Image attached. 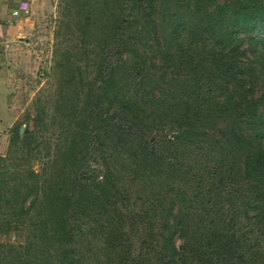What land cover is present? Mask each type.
<instances>
[{
  "label": "trees",
  "instance_id": "obj_1",
  "mask_svg": "<svg viewBox=\"0 0 264 264\" xmlns=\"http://www.w3.org/2000/svg\"><path fill=\"white\" fill-rule=\"evenodd\" d=\"M74 1L92 14L85 26L93 38L97 29L106 48L116 42V60L102 51L74 130L78 142L63 155L65 171L44 185L40 198L39 175L31 171L34 181L10 185L7 176L14 180V174L0 168V199L16 217L43 199V239L53 233L58 264L90 262L79 256V250L90 254L89 245L78 244L72 221L82 228L79 218L99 223L110 264H264V93L255 89L257 67L241 60L246 41L264 42V0L220 6L219 0H165L176 8L164 33L155 20L158 0ZM197 21L209 28L197 41L210 51L207 61L172 43L183 29L198 32ZM32 137L15 127L10 148L28 147ZM95 145L106 154L101 180L88 175ZM5 158L0 155V165ZM115 159L120 170L112 168ZM134 191L152 195L145 193L149 197L136 208ZM32 195L34 205L26 209ZM128 222L143 246L135 257ZM0 228L12 230V222Z\"/></svg>",
  "mask_w": 264,
  "mask_h": 264
},
{
  "label": "rangeland",
  "instance_id": "obj_2",
  "mask_svg": "<svg viewBox=\"0 0 264 264\" xmlns=\"http://www.w3.org/2000/svg\"><path fill=\"white\" fill-rule=\"evenodd\" d=\"M27 1L30 3L29 11L15 24L23 32L20 35L22 40H16L6 47L0 61V71L4 72L3 80L9 89V105L14 116L10 129L5 133L7 147L5 152L0 154L6 157L7 161L2 162L0 168L14 174V180L7 176V183L10 185L22 180L27 181V178L29 181H34L35 179L27 174L31 171L35 172L39 175L36 184L40 182L38 190H40L41 198L44 185L52 182L55 177L65 171L62 160L65 150L70 143L78 142L74 130L78 128L83 118L89 85L97 75L98 66L104 58L102 51L107 45L103 41V34L97 29L94 31V38L88 31L85 26L86 19L92 14L81 12V3L74 0ZM158 1L160 10L155 15V20L161 28V33H164L174 18L171 13L175 12L173 8L176 7L165 3V0ZM224 2L225 0H219L217 5L220 6ZM216 6L210 10L215 11ZM180 10L185 12L184 7ZM187 22V26L192 25V21ZM196 26H199L198 21ZM206 30L208 31L209 28L198 27L199 34L195 30L189 31V28L183 29L180 31L181 35H178L176 41L172 43L175 47L178 45L183 48L190 57L196 58L202 55L201 59L207 61L211 58L210 51L207 50L205 53L204 48L197 42L202 37H206ZM104 31L108 32V28ZM86 33L88 38L84 39ZM260 37L264 38V33H261ZM139 47L141 52H147L146 46ZM243 49L245 51L241 58L242 62L257 67L255 89L259 96L264 93V42L255 38L253 43L249 44L246 41ZM106 50L107 58L116 60V42ZM109 52L112 58L108 57ZM131 61L133 63V59ZM186 62H191L190 58H186ZM71 73L75 75L74 83L69 82L72 81ZM168 126L166 125L165 128ZM15 127L24 129L23 135L27 130L33 134L30 146L10 148V138ZM157 139L158 136L150 138L153 146L157 144ZM96 148L97 145L90 147L92 151L89 156L91 161L88 163V175L94 178L97 176L96 178L101 180L106 171L103 167V157H106V154ZM190 159L193 161L196 156ZM111 165L115 171L121 169L116 159ZM127 185L134 186L128 182ZM3 187L4 181L0 179V196L3 193L1 189ZM137 187L139 185L133 189L136 191ZM6 192L4 190V194ZM142 192V194L135 192L133 202L137 203L136 208L142 207L144 205L142 202L149 197L145 193L151 194L149 191ZM8 194L11 195V193ZM140 196H142L141 201H137L136 198ZM35 198L34 195L29 196L25 204L26 209L34 205L32 202ZM42 200L37 201L23 217H16L13 210L0 199V227H3L4 222L10 221L13 226V229L8 232L0 228V264H18L20 257V260L23 259L25 262L22 264L37 262L58 264L57 244L54 243L53 233L48 235L47 241L43 239V225L47 223L43 217L47 213L45 212L46 204L45 202L43 204ZM179 208L181 205H177L176 211ZM79 219L82 220V228L77 226V220L76 223L72 221L75 224L77 239L80 241L78 244L89 245L90 251V254H83L79 250V256L83 258L88 256L89 264H110L101 251L102 243L106 242V234L103 229H100L99 223H94L88 218ZM128 224L129 222L125 225ZM132 228L129 224L126 226V232L131 236L134 244L133 254L130 256L135 257L143 251V246L140 238L132 234ZM41 229L43 230L40 231ZM176 242L178 246H181L183 241L177 237ZM114 259L118 261L117 258ZM111 264L114 263L111 262Z\"/></svg>",
  "mask_w": 264,
  "mask_h": 264
},
{
  "label": "crops",
  "instance_id": "obj_3",
  "mask_svg": "<svg viewBox=\"0 0 264 264\" xmlns=\"http://www.w3.org/2000/svg\"><path fill=\"white\" fill-rule=\"evenodd\" d=\"M22 2L28 4L29 11L30 3L27 0H0V61L6 47H9L16 40H22L20 35L23 32L15 24L25 12H22L18 17L13 15V12L19 9ZM3 75L4 72L0 71V154H3L7 147L5 145L7 140L5 133L10 129L14 117L9 105V89L3 80Z\"/></svg>",
  "mask_w": 264,
  "mask_h": 264
},
{
  "label": "built area",
  "instance_id": "obj_4",
  "mask_svg": "<svg viewBox=\"0 0 264 264\" xmlns=\"http://www.w3.org/2000/svg\"><path fill=\"white\" fill-rule=\"evenodd\" d=\"M22 12H25V13L28 12V4H27V3L22 2V3L20 4L19 9L13 12V15H14L15 17H18V16L21 15Z\"/></svg>",
  "mask_w": 264,
  "mask_h": 264
},
{
  "label": "water",
  "instance_id": "obj_5",
  "mask_svg": "<svg viewBox=\"0 0 264 264\" xmlns=\"http://www.w3.org/2000/svg\"><path fill=\"white\" fill-rule=\"evenodd\" d=\"M20 134H21V135L24 134V129H20Z\"/></svg>",
  "mask_w": 264,
  "mask_h": 264
}]
</instances>
